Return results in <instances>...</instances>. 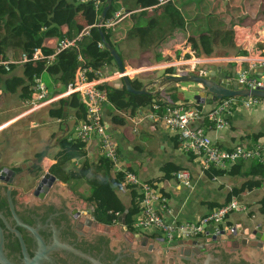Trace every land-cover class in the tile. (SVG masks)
<instances>
[{"label": "crops", "instance_id": "crops-1", "mask_svg": "<svg viewBox=\"0 0 264 264\" xmlns=\"http://www.w3.org/2000/svg\"><path fill=\"white\" fill-rule=\"evenodd\" d=\"M211 1L216 3L218 0ZM222 6L224 20L216 18L215 24L218 26L223 20L224 26H233L236 48H217L208 58L211 62L226 68L230 67L229 73L241 68L251 69V76L264 81V19H262L264 0H222ZM135 10H137L136 7ZM162 11L161 7L155 6L147 9L146 16H154L155 12L161 14ZM140 13L128 17L109 30V40L117 47L118 52L126 57L123 62L128 73L149 68L151 71L145 73L149 77H153V72L176 76L192 74L188 73L186 68L180 67L179 61L194 50L203 59L206 55L199 50L197 41L187 31L184 35L180 32L174 33L173 39L170 33H165L161 39L157 38L155 45L151 48L130 51L125 39L137 25ZM95 15L96 21L91 20L81 30L98 25L99 18L96 13ZM124 23L127 26L120 29ZM66 32L67 28L64 27L63 34ZM58 41L59 39L50 40L48 44L54 49ZM90 51L93 56H97L94 45ZM128 56L131 57L127 58ZM234 59L245 60L237 63L233 62ZM107 62L98 68L92 67L104 77H111L119 72L115 60ZM169 70L172 72L170 73ZM60 75L58 68L52 65L46 68L43 75L35 78V81L41 80L47 87L51 84L52 89L48 90L49 96L55 97L59 93L52 96V92L63 90V93H66L68 90V87L66 89L61 83L53 84ZM11 76L24 78L25 66L15 65L11 70ZM131 82H135L140 88L143 86L136 76H132ZM106 85L119 91L118 98L123 96L133 100L137 105L135 109L119 110L111 103L104 111L108 133L118 147L120 166L134 172L141 180L150 183L157 193L165 197L173 218L182 222L199 221L214 208L227 203L231 193H236L237 195L233 197L244 203L248 207V212L230 214L225 221L224 229L228 230L231 226L240 225V222L241 227L259 225L263 222L264 178L249 173V165L252 161L246 162L236 170L233 166L221 174L215 170L203 171L198 160L192 154L182 150L176 134L170 131L162 121L145 118L155 102L150 103V99L145 96H135L133 99L125 95L124 89L126 88L123 81H110ZM184 87L188 86L184 85ZM169 88L160 93L162 101L167 104L197 106L193 95L187 92V96L183 95L185 90L182 87L175 85L176 94L169 91ZM63 100L67 98L28 113L30 107L20 100V92L7 94L1 90L0 84V165L14 171L16 169L27 171L30 167H41L42 172L39 174L41 176L46 172L50 173L51 167L57 162V154L64 149L63 145H69L72 142L74 145L71 149L83 154V157L73 161V168L79 169L84 161H88L93 167H101L102 153L98 139L96 137L91 141L75 139V128L81 121L76 118V112L69 107L68 102L62 103ZM60 109L64 113L61 119L52 114ZM229 120V127L223 131L215 130L212 122L206 117L193 123L192 127L203 128L211 139L224 149L239 145L253 147L264 142V105L252 109H236ZM255 134L263 136L254 142L252 136ZM248 136L251 137L245 138ZM232 169L234 172L230 173ZM182 170L190 174L189 185L176 179V174ZM118 173L116 169L113 172V188L122 202L130 206L133 197H139V191L136 188L124 186V182L117 178ZM28 180L29 177H26L25 182ZM33 180L34 178L30 179V183ZM60 182L62 188L69 190L67 183L61 180ZM70 193L73 194L72 191ZM142 234L150 236L151 239L161 236L155 230Z\"/></svg>", "mask_w": 264, "mask_h": 264}, {"label": "trees", "instance_id": "trees-1", "mask_svg": "<svg viewBox=\"0 0 264 264\" xmlns=\"http://www.w3.org/2000/svg\"><path fill=\"white\" fill-rule=\"evenodd\" d=\"M82 5L85 4H80L77 0H0V84L3 92L7 94H18L20 92L22 102L32 100L35 78L44 74L47 68L46 60L24 65V78L11 76V70L15 65L10 64V70L7 71L3 63L17 61L23 53L31 55L35 49H40L46 56L52 55L54 50L48 44L50 40L61 39L65 36L70 39L77 37L82 30L78 26L76 8ZM157 5V0H113L107 19L122 8L129 12L135 10V7L143 10L137 19L139 20L137 25L128 33L125 39V43L131 52L151 48L155 45L157 38L161 39L165 33H170L173 39L175 37L173 36L174 33L180 32L184 35L186 31L197 41L199 50L207 57L211 56L217 48H236L233 26H224L222 0H218L216 3L211 0L170 1L168 5L161 7L163 10L161 14L155 12L154 16L147 17V9ZM104 6L105 3L101 12ZM216 18L218 20L223 19L218 26L215 24ZM262 19H264V11ZM64 27L67 28L66 34H63ZM104 32L107 40L111 43V40H109L110 32L106 30ZM98 42H101V37L97 26H94L81 43V50L87 64L94 68L107 64L108 60H114L106 49L96 50L95 46ZM111 44L118 52L117 47L113 43ZM93 45L97 56H93L90 51ZM118 53L122 60L126 58L120 52ZM129 57L131 56L127 58ZM77 66V54L73 50H66L58 55L54 67L58 68L61 75L55 79L53 84L61 83L67 89L74 81ZM169 72L171 73L172 70H169ZM90 78H92V75ZM132 84L135 88L140 89L135 82ZM103 87L107 90L110 103H113L115 108L119 110L137 108L133 100L126 99L123 96L118 98L119 91L116 88L108 87V85ZM50 88L52 89V85L48 84L47 89L50 90ZM175 90L177 91L175 85L169 88L171 92ZM58 93H63V90L52 92L51 95L54 96ZM174 93L176 94V92ZM124 94L133 97V99L135 98V95L128 93L126 89H124ZM160 96V94H156L145 97L150 99V103L167 105V102L162 101ZM67 102L69 107L75 110L76 118L85 121L86 109L79 95L73 94L67 100L62 101V103ZM197 106L200 107V105ZM52 114L60 119L64 115L62 109L54 111ZM262 136V134H255L252 139L256 142ZM73 145L72 142L69 145H63L64 149L57 154V162L51 167L50 173L62 182L67 183L86 203L94 207L93 216L100 224L113 226L118 223L119 217L128 210L126 225L129 231L142 234V230L134 226L141 213V196L139 195L138 198L133 197L130 206L118 198L113 188L112 176L115 171L113 163L103 155L100 159L101 167H93L88 161H84L79 169L68 168V165L73 163L75 159L83 157L80 151L71 149ZM243 164L245 163L240 161L234 165L233 169L236 170ZM36 169L42 172L41 167ZM233 169L230 173L234 172ZM16 171L20 172L21 169H16ZM216 172L225 173V171ZM249 173L264 178V164L253 160L249 165ZM117 178L123 181L122 174L118 173ZM84 188L87 189L83 190ZM235 195L237 194L231 193L228 201Z\"/></svg>", "mask_w": 264, "mask_h": 264}, {"label": "built area", "instance_id": "built-area-1", "mask_svg": "<svg viewBox=\"0 0 264 264\" xmlns=\"http://www.w3.org/2000/svg\"><path fill=\"white\" fill-rule=\"evenodd\" d=\"M77 1L80 4L91 5L99 17L105 3L103 0ZM157 1V6L162 7L172 0ZM142 11L141 8H138L129 12L122 8L116 11L109 19H106L102 28L109 32L123 20ZM91 28L82 30L73 39L66 36L59 39L52 55L46 56L40 49H35L31 55L23 53L17 61L3 63L7 71L10 70V64L26 65L27 63L41 60H46L48 67L54 65L57 56L64 51L73 50L76 52L78 66L74 81L68 86L67 92L50 97L47 86L41 80H36L33 87V98L31 101L26 102L30 107L28 113L38 111L52 102L64 98L68 99L73 94H78L86 109V120L81 121L76 126V137L80 141H91L96 137L99 141L102 155L110 160L114 168L122 174L123 182L128 187H135L139 191L141 213L134 226L142 231H158L164 236L165 243L169 249H172L179 241H197L206 244L208 236L217 237L223 231L225 221L230 214L233 212L247 213L248 207L244 203L239 202L237 198L232 197L230 201L214 208L201 220L182 222L177 218H173L168 200L157 193L150 183L141 180L134 172L120 166L118 147L109 135L105 122L104 111L111 103L108 92L103 86L110 81H122L123 76L118 72L111 77H104L99 71L87 64L81 50V43L84 37L89 35ZM95 47L96 50L105 49L102 42L96 43ZM194 51L187 53L188 56L186 55L187 57L179 61L180 67L186 68L188 73L205 77L209 74L208 68L205 69V66L214 62H211L207 56L203 59ZM244 60L234 59L233 62L241 63ZM91 75L92 78H90ZM236 79L244 88L250 90L264 88V81L251 76V69H238ZM239 99V97L226 98L212 105H200V107H189L184 104L162 106L158 103H153L152 110L145 118L162 121L170 131L176 134L182 150L192 154L198 160L203 171H228L240 161L246 163L257 160L260 163H264V142L258 143L251 148L239 145L231 149H224L216 144L203 128L192 127L193 123L199 122L206 117L212 122V127L215 130L223 131L229 127V119L236 109H252L264 105V100L259 98H247V101L243 102ZM176 179L185 185L190 184L188 171H180L176 174Z\"/></svg>", "mask_w": 264, "mask_h": 264}, {"label": "water", "instance_id": "water-1", "mask_svg": "<svg viewBox=\"0 0 264 264\" xmlns=\"http://www.w3.org/2000/svg\"><path fill=\"white\" fill-rule=\"evenodd\" d=\"M112 4L113 0L105 1V6L100 14L97 28L100 33L101 42L104 44L105 49L113 56L115 62L118 65L119 72L123 76L122 81L128 93H131L135 96H154L156 94H160L163 90L176 85L178 87H182V89L190 95H193V100L197 105H212L217 101L232 97L259 98L264 100V88H255L252 90L244 88L242 84L239 83L236 79L237 71L232 70L231 73H229L228 69H230V67L226 68L225 66L216 64L215 62L211 64V68L208 69L209 74L205 77L195 74L185 76H176L171 74L160 75L159 72H153V77H149L145 75L146 72L151 71V69L149 68L138 69L133 73H128L122 58L120 57L116 49L112 46V44L108 42L106 34L102 28L103 23L107 19V16L112 8ZM131 75L136 76L138 82L143 84L140 89H137L133 86L131 82ZM184 83H189V86L184 87ZM152 89L154 90L152 91ZM26 174V171L18 174L13 169L0 165V183L2 184L19 187L20 179L23 178V176ZM39 177L40 178L35 181L34 189H31V191H33L35 195L43 198L44 196L43 194H41V192H49L52 195V199L55 200L54 202H57L59 204H62L63 202L70 204L73 202L71 200H76V197L73 196V194L67 192L64 188H62L60 180L57 179L54 175L46 172ZM55 187L59 188L57 190H53ZM11 194V191H8L9 204L11 206L15 219L17 220L19 226L25 227L26 229L31 231L29 227L24 226L19 222L18 217L14 211ZM27 198L28 197H25V199ZM88 207L89 210L87 214L92 216L95 212V209L91 204H89ZM79 213L81 214V211ZM128 213L129 211L126 210L119 217L118 223L116 225L117 227H120L122 229L121 232L123 234H126L124 237L118 234L119 229L118 231H114L115 226L111 227L109 225H102L98 221H94L93 218L90 219V221H87L85 226H83V224H80L78 227L83 228L85 231H87L91 226L90 222L93 223L94 226L99 229L95 233L112 238V247H118L119 245H121V242L126 237L129 242L142 241L144 246H146L149 242H152L151 244L154 245L151 246H155V248L160 247L165 250L164 252H179L178 254L181 255L182 259L185 261L196 259V255L200 254L201 251H205L206 247L212 244L221 249H226L228 251L230 250V252L245 251V255L253 257L254 259L264 258V220L259 225L241 227L242 223L240 222V225L231 226L228 230L223 229V231L217 237H212V235L208 236V238L206 239V244H199L197 241H179L174 247H172V249H168L163 235L155 239H151L148 235L145 236L129 231L128 226L126 225V218ZM0 217L4 219L1 214ZM8 228L10 229L9 226ZM112 231H114V236H111ZM16 234L22 244L24 264H50L52 263V252L59 249H64L65 251H68L87 261L89 264H103L99 259H96L91 255L84 254L81 251L76 250L74 247H69L67 246V244H62L60 241H57L55 245H53V247L45 246L40 238L39 249L36 252L35 256L31 258L22 241V236L19 232H16ZM0 264H13L6 257L4 232L1 226ZM113 264H116V262ZM207 264H210V261H208Z\"/></svg>", "mask_w": 264, "mask_h": 264}, {"label": "flooded vegetation", "instance_id": "flooded-vegetation-1", "mask_svg": "<svg viewBox=\"0 0 264 264\" xmlns=\"http://www.w3.org/2000/svg\"><path fill=\"white\" fill-rule=\"evenodd\" d=\"M36 168L27 169L25 178L29 177V180L25 182V178H21L19 187L0 183V214L4 217V219L0 217V226L4 232L6 257L13 264H24L22 244L16 232L22 236V241L31 258L39 249L40 238L45 246L53 247L57 241H60L62 244H67L69 247H74L84 254L99 259L103 264L115 262L116 264H207L208 261L210 264H264V258L254 259L245 255V251L230 252L214 244L207 246L205 251L196 255V259L190 261L183 260L179 252H164L165 250L160 247L151 246L154 245L151 244L152 242L144 246L142 241L129 242L126 237L121 245L112 247V238L95 233L99 229L93 223L90 222L91 226L87 231L78 227L80 224L85 226L86 222L92 218L96 220L93 215L87 214L89 204L70 186L69 189L76 197V200H71L73 202L70 204L54 202L49 192H41L44 196L41 198L31 191L35 187V181L40 178V172ZM22 172L25 171L17 173ZM32 178L34 180L30 183ZM58 188L55 187L53 190ZM8 191L12 193L14 211L19 222L29 227L31 231L19 226L9 204ZM26 195H29L27 199H25ZM116 225L117 223L113 225L115 226L114 231H118L119 228L118 234L124 237L126 234H123L122 229ZM51 259L50 264H89L64 249L53 251Z\"/></svg>", "mask_w": 264, "mask_h": 264}, {"label": "rangeland", "instance_id": "rangeland-1", "mask_svg": "<svg viewBox=\"0 0 264 264\" xmlns=\"http://www.w3.org/2000/svg\"><path fill=\"white\" fill-rule=\"evenodd\" d=\"M95 13H96L95 10L90 5H82V6L77 7L76 8V18H77V22H78L79 28L83 29L84 26H86L93 19L96 21V18L97 17L95 15ZM98 18H99V16H98ZM258 19H259V17L257 18V20ZM126 26H127V24L124 23L120 29H123ZM207 68L210 69L211 68V65L205 66V69H207ZM160 73L161 72H159V74ZM184 85L185 86H189V83H184ZM186 94H187L186 92L183 93V95L187 96ZM239 100L243 102V101H247V98H240ZM74 137H75V139L77 138L76 137V134H74ZM70 167L73 168L74 167V164L72 163L69 166V168ZM73 169H75V168H73ZM124 186H127L126 183H124ZM86 189L87 188H84L83 190H86ZM66 191L70 193L72 190L69 189V190H66ZM25 197H29V195H26ZM118 198H119V196H118ZM145 232H147V231H142V233H145ZM111 236H114V232L111 234Z\"/></svg>", "mask_w": 264, "mask_h": 264}]
</instances>
